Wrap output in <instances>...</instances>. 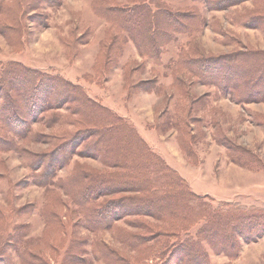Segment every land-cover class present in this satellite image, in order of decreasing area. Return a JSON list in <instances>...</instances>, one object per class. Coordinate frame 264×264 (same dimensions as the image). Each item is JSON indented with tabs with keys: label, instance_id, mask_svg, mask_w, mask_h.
Here are the masks:
<instances>
[{
	"label": "rangeland",
	"instance_id": "1",
	"mask_svg": "<svg viewBox=\"0 0 264 264\" xmlns=\"http://www.w3.org/2000/svg\"><path fill=\"white\" fill-rule=\"evenodd\" d=\"M95 1L58 0L55 7L28 9V16L43 23L28 18L20 41L0 34V62L18 61L82 86L105 112L122 118L127 123L125 130L130 128L143 142L145 148L140 145L136 149L139 156L147 150L169 175L180 180L181 194L172 183H165V191L180 195L178 201L191 211L177 219L164 216L171 213L162 214L165 220L148 212H125L110 228L93 232L81 222L82 212L54 183L73 179L80 183L79 178H70L80 170L107 176L113 171L127 174L128 170L124 173L119 167L105 166L99 157L75 153L51 182L37 186L16 152L0 151V264H28L20 251L33 256L35 264H66L64 257L78 241L84 249L80 256L85 262L81 264H108L105 259L94 258L91 250L95 242L132 263L157 264L160 259L154 254L161 248H157L156 231L161 230L164 233L160 236H167L162 240L170 244L177 233L200 242L209 264H264L263 230L250 241L237 233L240 246L233 256L213 251L206 235L222 214L264 211V101L237 103L213 84L171 71L172 62L183 50L198 51L212 59L235 50H264V30L245 27L237 19L250 11L264 13L261 3L243 0L228 9H210L203 2L164 0L175 11L191 12L196 6L194 12L203 24L167 44L160 64H156L138 55L130 41L122 48L118 46L112 21L95 10ZM0 2L8 5L14 0ZM150 82L153 86L145 88ZM58 111L67 114L66 108ZM32 125L33 131L41 134L76 129L71 124L64 128H58L57 123L53 127L43 122ZM22 145L38 155L50 148L48 143ZM137 170L131 169L129 176L143 178V169L135 173ZM153 186L146 191L107 193L99 196V201L120 195L143 196ZM46 211L55 212L60 222ZM18 226L24 227L21 235L15 233ZM219 228L222 233L228 227ZM14 234L19 235L17 240L7 246ZM135 236L143 240L132 245L130 240Z\"/></svg>",
	"mask_w": 264,
	"mask_h": 264
},
{
	"label": "trees",
	"instance_id": "2",
	"mask_svg": "<svg viewBox=\"0 0 264 264\" xmlns=\"http://www.w3.org/2000/svg\"><path fill=\"white\" fill-rule=\"evenodd\" d=\"M192 1L203 2L210 9H228L243 0ZM253 1L260 2L264 9V0ZM57 3L58 0H14L8 5L0 2V34L7 39L20 41L28 18L43 23L36 17L28 16L27 10L35 11L45 5L55 7ZM94 7L102 17L112 21L120 40V48L130 41L138 55L152 59L156 64H160L161 54L165 53L164 47L167 44L175 41L178 35L190 33L192 28L203 24L200 15L194 12L196 6L192 7L194 10L191 12L175 11L164 0H96ZM237 19L245 27L264 30V13L261 10L250 11ZM171 71L174 74L187 73L202 84H213L218 92L229 93L237 103L264 101V50H235L214 59L205 57L198 51L190 53L183 50L172 62ZM152 86L153 82H150L145 88ZM59 108H66L67 114L60 113ZM33 122H43L49 127L57 123L58 128L71 124L76 129H63L61 134H41L33 131ZM126 125L119 116L105 112L82 86L70 83L62 75L33 69L18 61L0 62V151L16 152L30 170L33 184L44 186L49 180L51 182L56 171L66 165L75 153L99 157L105 166L119 167L124 173H127L126 170L129 173L131 169L140 170V167L145 172L143 178H139L129 176L128 173L121 175L118 171L107 176L80 170L70 177L79 178L80 183L74 179L54 183L63 189L70 201L82 212L81 222L93 232L110 228L113 221L125 212H148L153 217L165 220L161 217L162 214L171 213L164 216L177 219L180 214L191 211L178 201L180 195L165 191V183H172L181 194L180 180L175 175H169L162 162L154 161L147 150L139 156L136 149L140 145L143 149L145 146L134 131L130 128L125 130ZM25 142L48 143L51 153L47 150L38 155L23 147ZM139 170L134 172L138 173ZM28 182L30 180L25 184ZM153 184V189L150 190V187L149 193L143 196L120 195L99 201V196L107 193L146 191ZM47 188L52 187L48 185ZM183 193L188 195L185 190ZM46 213L60 222L55 212ZM215 226L206 231L213 251H223L233 256L240 246L237 233L245 241H250L264 231V211L253 214L225 213L219 216ZM19 227H15V233L21 235L24 227ZM219 227L228 228H223L220 233ZM156 232L159 235L157 248H161L157 255L154 254L160 259L157 264H209L208 253L200 242L186 234L184 236L177 233L172 236L174 241L170 244L167 239L162 240L167 237L160 236L164 233L162 230ZM19 235H11L7 246L14 245ZM142 240V237L135 236L130 242L134 245ZM80 245L81 242L78 241L72 246L71 252L63 259L66 264L85 262V257L80 256L84 250ZM93 246L91 251L96 259H105L108 264H136L124 256L116 257L102 243L95 242ZM20 256L28 264H35L33 256L27 257L22 251Z\"/></svg>",
	"mask_w": 264,
	"mask_h": 264
}]
</instances>
